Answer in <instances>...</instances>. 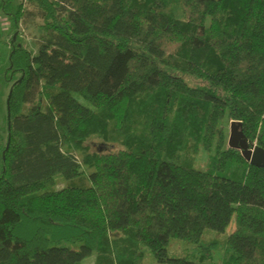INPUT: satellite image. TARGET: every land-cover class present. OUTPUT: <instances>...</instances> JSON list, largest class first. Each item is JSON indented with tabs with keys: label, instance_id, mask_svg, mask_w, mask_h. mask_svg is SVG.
I'll return each mask as SVG.
<instances>
[{
	"label": "trees",
	"instance_id": "trees-1",
	"mask_svg": "<svg viewBox=\"0 0 264 264\" xmlns=\"http://www.w3.org/2000/svg\"><path fill=\"white\" fill-rule=\"evenodd\" d=\"M24 2L42 32L35 51L10 43L0 264H143L141 246L159 264L213 248L264 264V167L223 127L264 150V0H21L15 26ZM170 239L196 249L169 257Z\"/></svg>",
	"mask_w": 264,
	"mask_h": 264
},
{
	"label": "rangeland",
	"instance_id": "rangeland-1",
	"mask_svg": "<svg viewBox=\"0 0 264 264\" xmlns=\"http://www.w3.org/2000/svg\"><path fill=\"white\" fill-rule=\"evenodd\" d=\"M1 1V0H0ZM21 4V0H10L8 3L10 14H5L2 12L3 17L0 15V138L1 142L4 143L7 137V128H8V121H7V98L9 95L11 84L14 80L17 79L18 74L15 73L12 76V79H9L11 76V71H9V53H10V43L13 38L15 31H19L21 33V37L16 40L22 43V45L32 51H35L37 46V41L39 39V35L41 34V23L42 20L36 13V9L27 2H24L22 5V10L19 14L17 25H14V22L11 18V15L15 13ZM4 18V19H3ZM1 19L5 21L7 27H1ZM18 36V34L16 35ZM13 38V39H12ZM187 83L190 86H197V82L192 81L191 79H186ZM84 103V101H81ZM223 127L226 132V141L229 135V122L223 121ZM92 150H100L103 148V141L98 137H90L85 141ZM105 148V147H104ZM1 159H2V152H0V171H1ZM208 161V154L200 149L198 153L195 155L192 164L194 167L198 169L204 170L207 166ZM86 183H89L87 177H82ZM66 179H64L61 175H56L53 178L54 188H62L67 185ZM233 227L232 222L226 229V232L223 234L216 233L213 230L205 229L203 231V239L208 241L215 238L219 243L225 238V236L231 231ZM66 246L70 248L76 249L78 244H67ZM141 251L143 253V264H159L155 261L152 256V253L146 246H141ZM194 244L178 240V239H170L167 245V252L169 257H190L191 253L195 250ZM209 257L204 259L205 264H219L221 259V249L220 248H213L209 252ZM199 254L195 255V260H198ZM93 257L94 254L92 253L90 256L85 258L80 262V264H93ZM170 264V263H164Z\"/></svg>",
	"mask_w": 264,
	"mask_h": 264
},
{
	"label": "water",
	"instance_id": "water-1",
	"mask_svg": "<svg viewBox=\"0 0 264 264\" xmlns=\"http://www.w3.org/2000/svg\"><path fill=\"white\" fill-rule=\"evenodd\" d=\"M15 36L16 34L13 35V38H15ZM7 120L9 124V115H7ZM227 146L229 148L239 150L243 159L249 164L256 167H264V150L256 145H249L248 140L242 132L240 121L231 120L229 122V135L227 139Z\"/></svg>",
	"mask_w": 264,
	"mask_h": 264
},
{
	"label": "crops",
	"instance_id": "crops-1",
	"mask_svg": "<svg viewBox=\"0 0 264 264\" xmlns=\"http://www.w3.org/2000/svg\"><path fill=\"white\" fill-rule=\"evenodd\" d=\"M2 12H3V11L0 9V15L3 17L4 14L2 15ZM3 13H4V12H3ZM4 16H5V15H4ZM3 19H4V18H3ZM1 22L3 23V22H5V21L1 19ZM2 26H3V25L1 24V27H2ZM4 27H5V26H3L2 28H4ZM6 27H7V26H6ZM15 34H16V35L18 34V33H17V30L15 31L14 35H15ZM17 37H18V39H19V36H17Z\"/></svg>",
	"mask_w": 264,
	"mask_h": 264
},
{
	"label": "built area",
	"instance_id": "built-area-1",
	"mask_svg": "<svg viewBox=\"0 0 264 264\" xmlns=\"http://www.w3.org/2000/svg\"><path fill=\"white\" fill-rule=\"evenodd\" d=\"M2 25L5 26V27L7 26L5 22H3ZM17 33H18V36H19V37L22 36L21 33H20L19 31H17Z\"/></svg>",
	"mask_w": 264,
	"mask_h": 264
}]
</instances>
